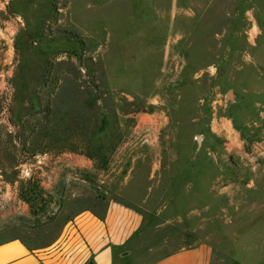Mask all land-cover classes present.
<instances>
[{"label": "rangeland", "instance_id": "rangeland-1", "mask_svg": "<svg viewBox=\"0 0 264 264\" xmlns=\"http://www.w3.org/2000/svg\"><path fill=\"white\" fill-rule=\"evenodd\" d=\"M6 9L23 24L0 35L15 88L13 127L0 124V242L46 243L120 190L143 217L120 264L199 242L213 264H264L252 239L264 234V0Z\"/></svg>", "mask_w": 264, "mask_h": 264}, {"label": "crops", "instance_id": "crops-1", "mask_svg": "<svg viewBox=\"0 0 264 264\" xmlns=\"http://www.w3.org/2000/svg\"><path fill=\"white\" fill-rule=\"evenodd\" d=\"M123 198L119 190L104 201L100 213L78 210L46 243L32 245L19 236L0 242V264H120L129 256L128 246L143 220L142 213ZM257 208H264V203ZM252 239L258 248L264 247V234L257 232ZM213 259L212 245L199 242L167 252L149 264H213Z\"/></svg>", "mask_w": 264, "mask_h": 264}, {"label": "built area", "instance_id": "built-area-1", "mask_svg": "<svg viewBox=\"0 0 264 264\" xmlns=\"http://www.w3.org/2000/svg\"><path fill=\"white\" fill-rule=\"evenodd\" d=\"M8 0H0V11L7 15V19L0 18V35L5 42L11 41L13 35L23 20L19 14L10 13L7 11L6 6ZM15 88L11 80L9 69L0 70V124H4L10 129L13 127L11 124V107Z\"/></svg>", "mask_w": 264, "mask_h": 264}, {"label": "water", "instance_id": "water-1", "mask_svg": "<svg viewBox=\"0 0 264 264\" xmlns=\"http://www.w3.org/2000/svg\"><path fill=\"white\" fill-rule=\"evenodd\" d=\"M228 94H230V92ZM196 141H197V144L200 143V136L196 137Z\"/></svg>", "mask_w": 264, "mask_h": 264}]
</instances>
